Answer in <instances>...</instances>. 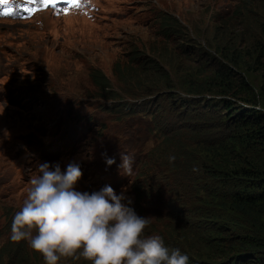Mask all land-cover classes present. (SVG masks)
Returning <instances> with one entry per match:
<instances>
[{
    "label": "rangeland",
    "instance_id": "374dc122",
    "mask_svg": "<svg viewBox=\"0 0 264 264\" xmlns=\"http://www.w3.org/2000/svg\"><path fill=\"white\" fill-rule=\"evenodd\" d=\"M32 1L39 9L32 15L23 16L30 0H9L12 15L0 14V264H44L27 242L10 240L39 164L59 163L62 171L78 164L77 191L110 186L132 203L131 183L144 181L149 202L158 204L175 193L173 178L157 174L159 126L183 108L181 97H219L187 94L189 83L202 90L224 69L256 90L264 85L253 59L264 35V0ZM230 52L233 62L225 57ZM95 70L109 83L105 89L93 82ZM172 125L178 134L177 121ZM230 133L196 139L229 143ZM121 151L133 157L131 177L119 171ZM107 158L115 164L109 167ZM175 158L184 156L175 149ZM178 177L184 178L180 171ZM184 198L191 204L182 209L199 207V194ZM146 209L150 217L161 210Z\"/></svg>",
    "mask_w": 264,
    "mask_h": 264
},
{
    "label": "trees",
    "instance_id": "16d2710c",
    "mask_svg": "<svg viewBox=\"0 0 264 264\" xmlns=\"http://www.w3.org/2000/svg\"><path fill=\"white\" fill-rule=\"evenodd\" d=\"M166 24L171 28V22ZM255 46L254 64L264 77V35ZM225 57L235 61L231 52ZM91 78L100 89L109 85L102 83L104 77L97 70ZM213 82L202 90L189 83L187 94L213 93L218 98L181 97L183 108L159 126L163 140L154 149L157 174L173 178L175 193L150 203L143 190L148 183L132 182V207L142 217H150L147 206L159 207L145 235H159L166 247L186 254L189 264H264V85L256 90L245 78L236 80L224 69L216 70ZM194 104L200 109L194 110ZM218 130L231 131L229 143L202 145L196 139ZM175 149L184 159L170 163ZM179 171L184 178L178 177ZM193 175L197 179L190 183ZM192 193L201 196L199 207L182 209L191 204L184 196Z\"/></svg>",
    "mask_w": 264,
    "mask_h": 264
},
{
    "label": "clouds",
    "instance_id": "9594fccd",
    "mask_svg": "<svg viewBox=\"0 0 264 264\" xmlns=\"http://www.w3.org/2000/svg\"><path fill=\"white\" fill-rule=\"evenodd\" d=\"M23 16H28L25 10ZM120 159V173L131 177L133 157L121 151ZM115 162L106 159L109 167ZM82 176L75 163L64 171L59 163L39 164L14 214L11 242H27L44 264H59L62 258H83L89 264H189L186 254L166 247L159 235H145L152 218L139 216L123 192L117 195L110 186L77 191Z\"/></svg>",
    "mask_w": 264,
    "mask_h": 264
},
{
    "label": "snow or ice",
    "instance_id": "6c2138e0",
    "mask_svg": "<svg viewBox=\"0 0 264 264\" xmlns=\"http://www.w3.org/2000/svg\"><path fill=\"white\" fill-rule=\"evenodd\" d=\"M7 0H0V3H6ZM45 2V5H48V4H52V5H55L56 3H59V2H62V3H67L69 4L70 6L72 5H76L77 4V0H44ZM25 11H29L28 9H25ZM66 11V10H65ZM12 12V9L9 8L7 10V12H5L4 14L5 15H10Z\"/></svg>",
    "mask_w": 264,
    "mask_h": 264
}]
</instances>
